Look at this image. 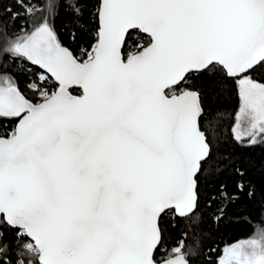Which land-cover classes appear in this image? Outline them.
<instances>
[{"label":"snow or ice","instance_id":"1","mask_svg":"<svg viewBox=\"0 0 264 264\" xmlns=\"http://www.w3.org/2000/svg\"><path fill=\"white\" fill-rule=\"evenodd\" d=\"M61 6L94 39L78 54ZM229 90L233 140L264 145V0H0V264H196L199 237L166 244L199 223L207 105ZM207 264H264V227Z\"/></svg>","mask_w":264,"mask_h":264},{"label":"trees","instance_id":"2","mask_svg":"<svg viewBox=\"0 0 264 264\" xmlns=\"http://www.w3.org/2000/svg\"><path fill=\"white\" fill-rule=\"evenodd\" d=\"M30 2L38 9H42L48 0ZM59 2L63 5L65 0ZM36 15L39 16L40 12L38 11ZM4 21L12 30H18L21 25L31 27L30 22L17 20L13 23L7 16L4 17ZM53 22L61 41L77 54L80 47H88L94 43L92 35L83 32L77 33L75 41L72 39V33L77 30L71 23V14L66 7L57 8ZM7 63L8 70L18 75V80L24 87L28 77L15 70L18 60L9 59ZM237 107L238 97L232 90L208 101V116L204 121V130L210 129L209 137L212 140L213 152L201 176L198 210L200 220L198 224H192L188 220L174 221L176 226L169 229L166 247L176 246L185 231L188 233L187 242H191L193 235L199 237L203 251L196 264H207V256L215 260L225 245L247 239L257 228L264 227V145L242 146L233 140L231 128L235 122L234 112ZM7 127L8 130L11 129V125ZM237 167L245 172L243 178L237 174ZM241 179L247 185L244 191L237 187ZM222 185L228 193L236 197L227 202L226 206L220 198ZM249 191L253 192L252 196L248 195ZM213 197L215 199H212ZM221 207H224L223 215L218 211ZM217 216H220L219 220L216 219ZM210 249H215V253L210 252Z\"/></svg>","mask_w":264,"mask_h":264},{"label":"rangeland","instance_id":"3","mask_svg":"<svg viewBox=\"0 0 264 264\" xmlns=\"http://www.w3.org/2000/svg\"><path fill=\"white\" fill-rule=\"evenodd\" d=\"M255 233H256V231H255ZM255 233H254V234H255ZM254 234H253V235H254ZM253 235H252V236H253ZM247 239H248V238H247ZM243 240H244V239H243Z\"/></svg>","mask_w":264,"mask_h":264}]
</instances>
